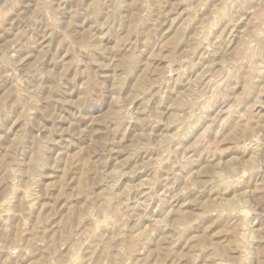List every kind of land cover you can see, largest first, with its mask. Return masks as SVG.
I'll list each match as a JSON object with an SVG mask.
<instances>
[{
  "label": "clouds",
  "instance_id": "clouds-1",
  "mask_svg": "<svg viewBox=\"0 0 264 264\" xmlns=\"http://www.w3.org/2000/svg\"><path fill=\"white\" fill-rule=\"evenodd\" d=\"M0 264H264V0H0Z\"/></svg>",
  "mask_w": 264,
  "mask_h": 264
}]
</instances>
